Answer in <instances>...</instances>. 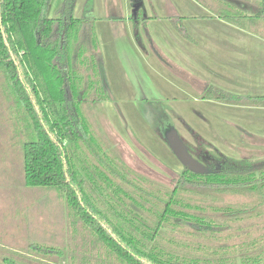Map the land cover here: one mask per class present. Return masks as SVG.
Listing matches in <instances>:
<instances>
[{
	"label": "trees",
	"instance_id": "16d2710c",
	"mask_svg": "<svg viewBox=\"0 0 264 264\" xmlns=\"http://www.w3.org/2000/svg\"><path fill=\"white\" fill-rule=\"evenodd\" d=\"M195 1L264 40V0ZM50 2L0 0L2 88L25 138L24 183L56 190L66 207L70 255L37 242L29 253L72 262L79 252L80 264H264V157L226 156L192 132L195 144L185 150L202 169L183 164L170 190L153 192L107 151L89 120L92 104L110 99L93 21L73 17L75 0H62L48 17ZM140 19L133 31L142 45ZM173 25L188 37L182 22ZM201 98L264 108V95L212 85ZM79 228L87 245L75 241ZM16 255L0 264H36Z\"/></svg>",
	"mask_w": 264,
	"mask_h": 264
},
{
	"label": "rangeland",
	"instance_id": "374dc122",
	"mask_svg": "<svg viewBox=\"0 0 264 264\" xmlns=\"http://www.w3.org/2000/svg\"><path fill=\"white\" fill-rule=\"evenodd\" d=\"M59 1L51 0L48 17H53ZM110 1L113 3L117 0ZM128 1L133 7H140L144 3L146 9L149 8L150 13H154L151 8L153 0ZM234 1L236 4L242 3V0ZM91 3L92 0L87 1L88 6ZM161 24L167 27L166 23ZM169 29L170 31L163 30L162 39L151 40L149 47L157 54V62L178 74L186 71L179 64L184 63L186 55L177 47V39L180 37L176 35V28ZM201 29L202 33L212 34V42L217 40L223 44L227 41L226 33L234 30L228 24L224 26L215 22L203 23ZM237 37L235 40L246 44V39ZM209 41L202 38L203 44ZM140 46H146L145 42ZM208 56L203 54L201 58L205 66L202 74L206 71L205 68H213ZM135 58L132 52L122 53V68L126 73L119 81V85L123 84L122 91L117 87L118 80L114 73L105 74L103 66L108 89L112 88V97L106 103H93L97 117L91 110L89 120L98 139L106 143L107 151L150 181L152 185L149 184L148 188L153 192L156 193L158 188L163 195L170 190L183 164L202 169L199 163L184 152L185 142L195 144L192 132H197V135L226 156L252 160L264 157V112H248L237 107L227 109L219 105L209 108L211 103L202 102L200 106L195 100L182 104L178 97L168 98L154 87L147 78L148 75L143 73L144 69L138 58L136 62ZM206 77V74L202 75V89L210 83ZM176 78V75L171 77L172 80ZM129 83H132L131 87L128 86ZM2 84L3 76L0 72V257H16V254L24 253L33 258L36 264H80L81 260L77 257L79 252L71 262L69 257L61 259L35 256L27 249L28 244L37 242L61 247L66 255H70L66 207L63 196L56 190L25 185L22 158L25 138L14 122ZM202 109L203 112L209 111V115L205 112L203 114ZM185 110L189 111L191 118L184 119L182 113L186 115ZM237 122L246 127L238 128ZM223 197L225 201L234 200L233 196ZM86 238L85 231L79 228L75 241L87 245ZM84 255L87 256L88 253Z\"/></svg>",
	"mask_w": 264,
	"mask_h": 264
},
{
	"label": "crops",
	"instance_id": "0c3cea01",
	"mask_svg": "<svg viewBox=\"0 0 264 264\" xmlns=\"http://www.w3.org/2000/svg\"><path fill=\"white\" fill-rule=\"evenodd\" d=\"M61 1H59V5ZM87 1L75 0L73 17L93 21L103 66L106 69L104 70L105 74L106 72L114 73V77L118 80L117 87L119 90L122 91L123 88V84L122 86L119 85V81L126 76L125 70L122 68V53L127 51L128 53L132 52L134 58L136 57L135 62L138 58L141 68L144 69L143 73L148 75L147 78L150 83L160 89L168 98L178 97L179 100L181 99L179 102L182 104L195 100L199 102L200 106L202 102H208L211 103L208 106L209 108L212 105H219L227 109L237 107L248 112L258 110L264 112V108L261 107L228 105L201 98L204 90V88L202 89V75L204 74L210 82L206 86L212 85L239 95L263 96V39L230 25L234 30L226 33L227 41L224 44L218 43L217 40L212 42L211 33H202V24L215 22L218 25L220 23L226 26L228 23L211 17L210 11L195 0H153L151 8L154 13H150L149 8L146 9L144 3L140 5L138 12L134 11L133 5L128 0H117L113 3L110 0H92L90 6L87 5ZM138 16L142 17L139 23L144 25V27L139 26L142 43L145 42L146 44L144 47L137 43L133 31V23ZM178 20L182 22L188 37L182 36L175 30L176 35L180 37V39H177V47L186 55L184 63H179L186 71L175 74L171 72V68L169 69L163 63L157 62L158 56L153 48L149 47V44L151 40L155 41L156 38L162 39L164 37L163 30L170 31L169 27H175L173 22ZM161 23H166L167 27ZM237 35L246 39V44L235 40L238 39ZM242 35H245V37H242ZM203 37L210 41L203 44ZM203 54L204 56L208 54L209 61L213 63V68H205L204 74H202L204 64L201 60ZM186 62L189 63L186 64ZM122 75L123 77H121ZM174 75L177 78L172 80L171 77ZM131 85L132 83H129L128 86L131 87ZM110 93L112 92L110 91ZM91 108L97 117L94 104ZM206 110L204 112L208 116L209 111ZM185 112L186 115L181 113L185 117L184 119H187L190 113L186 110ZM201 112L204 114L203 109ZM236 126L238 128L246 127L240 122H237Z\"/></svg>",
	"mask_w": 264,
	"mask_h": 264
},
{
	"label": "water",
	"instance_id": "95a60500",
	"mask_svg": "<svg viewBox=\"0 0 264 264\" xmlns=\"http://www.w3.org/2000/svg\"><path fill=\"white\" fill-rule=\"evenodd\" d=\"M136 8H137V6H134V11H136ZM107 89H108V86H107ZM108 93H109V95L112 97V95H111L109 89H108ZM184 152H186L185 148H184Z\"/></svg>",
	"mask_w": 264,
	"mask_h": 264
}]
</instances>
